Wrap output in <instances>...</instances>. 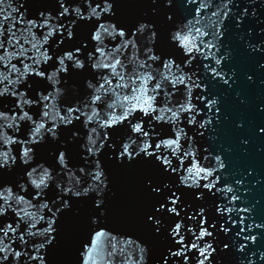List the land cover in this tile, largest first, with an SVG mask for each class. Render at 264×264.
Masks as SVG:
<instances>
[{
	"label": "snow or ice",
	"instance_id": "snow-or-ice-1",
	"mask_svg": "<svg viewBox=\"0 0 264 264\" xmlns=\"http://www.w3.org/2000/svg\"><path fill=\"white\" fill-rule=\"evenodd\" d=\"M133 2L0 0V264H59L85 205L74 264H256L264 219L206 133L221 119L210 84L236 76L226 21L257 0H150L128 19ZM110 167L144 171L140 231L111 222Z\"/></svg>",
	"mask_w": 264,
	"mask_h": 264
},
{
	"label": "water",
	"instance_id": "water-1",
	"mask_svg": "<svg viewBox=\"0 0 264 264\" xmlns=\"http://www.w3.org/2000/svg\"><path fill=\"white\" fill-rule=\"evenodd\" d=\"M146 3L150 0H134L123 13L128 19H135L147 11L143 6ZM237 4L239 7L234 11L239 12L249 6V0H237ZM255 9L257 15L246 17L240 28L235 27L234 21H226L223 42L231 55L224 61L223 68L229 73L235 71L236 76L227 85L219 78L210 84L211 91L222 99L221 112L217 113L221 119L214 132L206 133V142L213 149L223 151L230 179L244 181L238 186V194L243 197L238 203L252 206L251 215L258 223L264 219V133L259 132V128L264 127V51L253 52L248 45L264 42V32H261L264 28V0H257ZM249 76L253 77L251 81ZM241 122L243 127L238 126ZM244 139L248 140L247 144L242 143ZM110 172L114 193L109 200L111 222L117 228L140 231V214L150 203L143 189L144 171L110 167ZM87 213L88 206L85 205L79 216L69 218L63 243L55 254L59 264H74L79 240L87 232ZM140 234L149 239L142 231ZM248 251L256 252V264H264L259 258L260 252L264 251V238L258 237ZM234 259L229 257L228 264H233Z\"/></svg>",
	"mask_w": 264,
	"mask_h": 264
},
{
	"label": "clouds",
	"instance_id": "clouds-1",
	"mask_svg": "<svg viewBox=\"0 0 264 264\" xmlns=\"http://www.w3.org/2000/svg\"><path fill=\"white\" fill-rule=\"evenodd\" d=\"M262 66H264V65H262Z\"/></svg>",
	"mask_w": 264,
	"mask_h": 264
}]
</instances>
